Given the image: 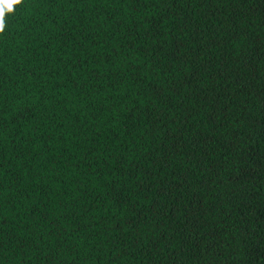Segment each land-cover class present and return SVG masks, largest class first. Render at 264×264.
Returning <instances> with one entry per match:
<instances>
[{"label":"trees","instance_id":"trees-1","mask_svg":"<svg viewBox=\"0 0 264 264\" xmlns=\"http://www.w3.org/2000/svg\"><path fill=\"white\" fill-rule=\"evenodd\" d=\"M0 264H264V0L6 13Z\"/></svg>","mask_w":264,"mask_h":264},{"label":"clouds","instance_id":"clouds-1","mask_svg":"<svg viewBox=\"0 0 264 264\" xmlns=\"http://www.w3.org/2000/svg\"><path fill=\"white\" fill-rule=\"evenodd\" d=\"M22 0H0V30L4 26V16L5 14H12L14 11V6L20 5Z\"/></svg>","mask_w":264,"mask_h":264}]
</instances>
